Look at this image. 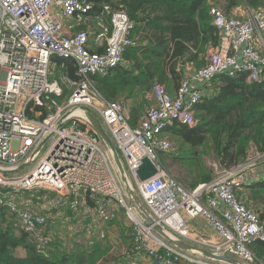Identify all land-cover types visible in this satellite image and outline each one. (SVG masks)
<instances>
[{
  "label": "built area",
  "instance_id": "obj_1",
  "mask_svg": "<svg viewBox=\"0 0 264 264\" xmlns=\"http://www.w3.org/2000/svg\"><path fill=\"white\" fill-rule=\"evenodd\" d=\"M94 5L95 0H0V172L26 164L16 174L0 173V213L7 215L14 232L25 233L38 251L45 252L52 243L44 232L48 215L33 210L20 196L44 190L55 195L49 203L52 208L69 203L74 213H86L102 223L114 221L122 211L131 229L129 252L141 254L149 264H223L177 249L145 223L144 215L130 202L110 153L85 119L83 112L88 111L101 119L128 187L155 224L216 255L256 264L250 246L264 243V225L236 199V191L247 185L245 173L253 168V162L216 168L209 183L189 191L160 166L159 153L172 148L163 137L166 130L197 124L195 107L203 96L192 84H210L221 75H245L249 83L260 81L264 73V11L247 10L250 14L240 20L211 8L212 24L222 37L218 47L203 67L180 82L174 96L154 84L153 104L139 124L131 126L124 106L102 98L89 79L105 77L122 64L127 50L137 47L132 37L135 23L124 11L109 5L96 18ZM53 8L60 20L52 14ZM91 19L98 21L99 27L93 37L88 29L65 34L64 30L73 31ZM53 56L72 59L77 66L79 80L71 83L72 92L63 101L62 89L49 80ZM45 139L49 143L46 149L42 151L44 143L32 156ZM144 159L154 165L156 173L140 180L138 170ZM184 216L203 217L220 241L190 232Z\"/></svg>",
  "mask_w": 264,
  "mask_h": 264
},
{
  "label": "trees",
  "instance_id": "obj_2",
  "mask_svg": "<svg viewBox=\"0 0 264 264\" xmlns=\"http://www.w3.org/2000/svg\"><path fill=\"white\" fill-rule=\"evenodd\" d=\"M105 5L124 11L135 23L136 29L139 24L144 26V29L137 30L138 33L145 31L148 35L147 46L132 48V51L124 54L126 58H137L136 54L141 50L142 60L137 61L136 76L132 71L117 67L103 78L92 77L102 91L101 94L111 101L126 90L129 93L135 89L147 91L155 81L176 86L183 75L180 62H190L201 68L205 64L203 55L207 44L216 45L219 42L217 31L212 25L211 8L220 10L226 17H233V11L238 8L250 11L263 9L264 0H95L93 16L99 17ZM176 16L178 19L173 21ZM105 20L108 24V18ZM51 62L64 67L72 61L53 56L50 64ZM70 78L77 80L79 77L71 75ZM212 83L213 94L203 97L195 107L196 126H177L170 133L183 144L189 145L191 156H194L193 150L198 147L210 145L221 167L231 169L247 161L250 149L264 152V73L257 83L247 82L245 75L235 78L221 75ZM174 151L159 153V163L160 159ZM177 158L170 157L173 161ZM212 177L213 174L202 176L200 182H194L186 190L191 191L199 184L209 183ZM175 181L177 182L176 179ZM242 189L250 192L254 201L264 205V182ZM237 195L236 199L239 200ZM20 196L26 201L38 202L41 198L42 202H51V199L43 200V195L37 193H24ZM245 201L248 203L249 199L245 197ZM56 209L71 222H67L71 225V230L79 229L83 216L74 213L69 203ZM42 214L47 215L45 212ZM255 214L264 225V213ZM48 220L47 216L45 233L50 231ZM7 221V215L1 212L0 264H125V260L117 257L114 250H111V244L100 236L95 237L88 225L83 227L87 241L74 242L72 248L61 250L52 240L50 248L40 252L28 235L14 232ZM128 227L131 239L129 224ZM250 248L256 264H264V243L257 242ZM127 255L130 260L140 256L134 252Z\"/></svg>",
  "mask_w": 264,
  "mask_h": 264
},
{
  "label": "crops",
  "instance_id": "obj_3",
  "mask_svg": "<svg viewBox=\"0 0 264 264\" xmlns=\"http://www.w3.org/2000/svg\"><path fill=\"white\" fill-rule=\"evenodd\" d=\"M261 10L264 11V8ZM249 11H247V9L238 8V9H235L233 11L232 16L234 18H237L240 20H245L247 18V16L250 14ZM51 12L57 18H59L57 16V15H59V12L57 11L56 8H53L51 10ZM176 17L177 18L175 20L178 19V16H176ZM60 19L61 18H59V20ZM72 22H73V19L68 20L67 24L72 23ZM62 23H63V27H65L66 21L62 20ZM97 23H98V21L91 19V21H89V23H85V24L82 23L81 25L74 27L73 31L64 30V32H65V34L70 35V34H73L78 29H88L89 30L88 32H89L90 38H91V37H93V35L95 33H98V31H99V27H98ZM136 27L137 26L135 25L132 37L136 41L137 47H140L142 45L147 46L148 45L147 33H145V31H139V33H138V31H137L139 28L144 29V26L142 24H139L138 29H136ZM217 34H218L219 41H220L222 37L218 31H217ZM218 43L219 42H217L216 45H213L212 43L207 44V46L205 48V54L203 55L205 64L207 63L209 54L212 52V50L214 48H216L217 45H219ZM257 44L258 43L256 42V45ZM137 47H135V48H137ZM94 50L97 51L98 48L94 47ZM132 50H133L132 48L127 50L126 54ZM192 52L194 53L193 50H192ZM136 55H137V58H126V56L124 55L125 58H123L122 64L119 66L125 71H132L135 76L138 74L137 61L142 60V55H141L140 49ZM199 56H202V55H199ZM68 60H71L73 63L71 62L68 65H65L64 67L58 66L55 62H51V64H50L49 80L52 82H56L60 86V88L62 89V97L60 98L61 101L65 100V98H67V96H69L67 91H69L72 88L71 83L79 80V78L78 79L76 78L77 80L70 78L71 75H74L75 77H77L78 74H77V70H76V68H77L76 63L72 59H68ZM180 63H181L180 66L182 67L183 75H182V78L180 79V81L177 82L176 86H172V85L165 84V83L160 84V83L155 81L151 84V87L154 84H159V85L163 86L165 88V90L171 96H174L180 82L184 79H187L196 69H199V66H197L196 64L194 65L193 63H190V62L185 63L184 61H182ZM56 75H58V78H54ZM169 78H170V75H168V79ZM192 85L201 90L203 97H206V96L209 97L213 94V91H214L212 89L213 83H210V84L208 83V84H204V85H201V84H192ZM151 87L148 88L147 91L146 90L141 91V90H137L134 88L135 90H133L128 95H127V91H125V95L123 97H120L119 101L111 100L113 102L121 103L124 106V113H125V116L128 120L129 125H131V126L138 125L144 116L145 110H147V108H148L147 106L146 107L143 106L142 108L135 107L134 102L136 101L137 96L141 95L142 97H146L150 101L149 103L153 104V97L151 95ZM96 91L99 93V95L102 98H104V96L98 90H96ZM176 127L168 129L164 133H170V131L172 129H175ZM172 150H173V147L171 148L170 152ZM247 161L253 162L254 166L252 169L246 171V173H245V177L247 180L246 186L249 187L252 185H256L258 183H263L264 182V152L260 153L256 149H250ZM218 165H219V163H218ZM240 165H243V164H240ZM51 207H52L51 205L47 204V205H45V208H42L39 211H41V213H42V211L45 213H48L49 211H52V210L56 211V209H53ZM117 217H118V215H117ZM115 221H116V219L110 223H106V222L102 223V222L93 220L89 215H87L85 213L83 216V219H82V224H80L79 229L74 231V230H71L70 225L67 223L70 221L68 219H65L63 217V214L60 216L58 214L56 224L54 226L51 225L49 227L50 231H48L47 234L53 240V237H56V235H58L59 233L66 231L64 233V235H65V237H67V242H68L67 244L71 245L72 242L73 243L74 242L79 243V239L77 240L76 237H78V238L81 237L80 242H85L86 238L84 237V234H83V227H84V225L85 226L88 225L89 229L92 230V233L95 237H98L101 234L106 237V241H108L111 244V248H112L111 250H114V252H115V254H117V256H119L122 260H125V264H136V261L139 258V256H135V258L130 260L129 256L127 255L130 251V249H126L128 244L130 243V248L132 246V241L129 237L130 235H128L129 228L127 227L128 229H124L121 227V225L116 226V224H113V223H115ZM184 221L186 222L187 228L190 232L195 233L196 235H198L202 238L208 239V240H212V241H216V242L220 241L218 234L215 232V230L208 227L207 222L203 217L198 216L194 219H190L189 217L184 216ZM72 223H74V222L72 221ZM70 224H71V222H70ZM123 225L126 227V225L124 223H123ZM103 228H108V229L106 231H103L102 230ZM86 241H87V239H86ZM53 243L56 244V242L54 240H53ZM69 247L72 248V246H69ZM233 259L239 262V260L237 258H233ZM139 263L140 264H149V262L145 259V257H144V259H141V261Z\"/></svg>",
  "mask_w": 264,
  "mask_h": 264
},
{
  "label": "rangeland",
  "instance_id": "obj_4",
  "mask_svg": "<svg viewBox=\"0 0 264 264\" xmlns=\"http://www.w3.org/2000/svg\"><path fill=\"white\" fill-rule=\"evenodd\" d=\"M218 1H220V0H218ZM54 78H58V75H56ZM89 81H90L91 85L94 86L92 88L95 89L97 87L96 90H98L100 93H102V91L99 89L95 80L90 78ZM126 91H127V95H128L130 91L129 90H126ZM67 92H68V95H70L72 92V88ZM124 95H125V91L122 92V94L118 95L117 97H114L116 99L113 101H119L120 100L119 98L123 97ZM67 97H69V96H67ZM104 98H106V97H104ZM107 100H109V99H107ZM149 102L150 101L146 97H142L141 95H139L136 97V101L134 102V105L137 108H142L143 106L149 107L151 105ZM94 117L99 122H101V119L99 118V116L97 114L94 115ZM163 137H165L170 142V144L173 147V150H175V151L173 153L168 154L167 157L160 159V163L162 165L160 163L159 164L166 171V173L173 180L176 179L177 182L184 189H187L194 182H196V183L200 182L202 176H210L211 174H213V177H212V179H213L214 174L216 172L215 171L216 168L224 170V168H222L220 164H219L220 165V167H219L218 158L216 157V155L213 152V149L210 145H207L206 147H204V146L198 147L197 149L193 150V153L195 152V154H193L194 156H191L192 154H190L191 151H190L189 145L183 144L179 140L178 137L173 136L171 133H164ZM48 144L49 143L47 142L44 145L42 151H44L46 149ZM172 156H176L178 158L175 159V161H173L170 159V157H172ZM34 193H37L38 195H43V196H41L43 200L49 201L51 199V201H52L55 199V196L53 197L52 192H47V191L42 190V191L32 192V195ZM22 195H24V193H22ZM238 195H237V197L239 199L238 201L241 202L243 205H245L248 209H250L251 211H254V213H256V212L257 213H264V205L259 204L258 202L254 201L252 199L251 193L248 192L246 189H242L241 191H238ZM245 197L249 199L248 203H247V201H245ZM29 202L32 204L33 210H41L42 208H45V205L48 204L46 201L42 202L41 198L38 199V202H32V201H29ZM56 211L52 210V211H49L48 213H46L48 215V218H49L48 222H49L50 226L51 225L54 226L56 224L57 215L58 214H59V216L61 215L60 210H56ZM63 217H64V215H63ZM123 223L126 225V227L123 225ZM113 224H116V226L121 225V227L124 229L129 228L128 224L125 222L122 211H119L118 217H117L115 223H113ZM70 227H71V225H70ZM107 229L108 228H103L102 230L106 231ZM129 231H128V235H130ZM65 232L66 231L56 235L57 238L53 237V240L56 242V246H58V248H60L61 250L63 248L66 249L69 246H72V247L74 246L73 242L71 243V245L67 244L68 243L67 237H65V235H64ZM80 238L76 237L77 240L79 239V242H80ZM102 239L106 240V237L104 236V238H102ZM126 249H131L130 243L128 244ZM117 257H119V256H117ZM141 259H144V257L140 254L139 258L136 261V264H140L139 262L141 261Z\"/></svg>",
  "mask_w": 264,
  "mask_h": 264
},
{
  "label": "water",
  "instance_id": "obj_5",
  "mask_svg": "<svg viewBox=\"0 0 264 264\" xmlns=\"http://www.w3.org/2000/svg\"><path fill=\"white\" fill-rule=\"evenodd\" d=\"M177 17L173 18V21ZM85 119L87 122L90 124L91 128L94 130V132L97 134L98 138L101 140L103 143L104 147L107 149V151L110 153L116 168L119 172V175L122 178V182L124 184V187L126 189V193L129 196L130 202L134 205V207L138 210L139 213L144 215V220L145 223L152 228L154 233H156L160 238H162L165 242L173 245L179 250H182L184 252L196 254L206 260L214 261V262H219L223 264H243L241 262H238L234 260L230 256L226 255H216L209 250H206L204 248L195 246L193 244H190L184 240L178 239L174 236H172L170 233L166 232L162 227L159 225L155 224L153 220L146 215V212L144 211L142 204L140 200L138 199L137 195L130 189L127 185L125 176H124V168L122 166L121 160L114 148V145L112 144L109 136L107 135L104 127L101 125V123L88 111L83 112ZM46 139L38 146V148L33 152L32 156H35L37 153H39L40 148L46 143ZM26 164H23L19 166L17 169L12 170V171H1L0 173L2 175H12L16 174L22 169H24ZM156 173V169L152 163H150L147 159H144L142 162L141 167L138 170V175L140 180H145L151 176H153Z\"/></svg>",
  "mask_w": 264,
  "mask_h": 264
}]
</instances>
